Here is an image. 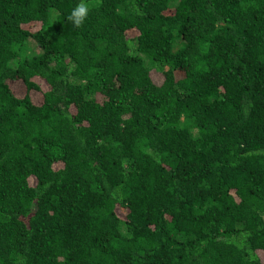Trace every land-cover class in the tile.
I'll return each instance as SVG.
<instances>
[{
  "label": "trees",
  "instance_id": "obj_1",
  "mask_svg": "<svg viewBox=\"0 0 264 264\" xmlns=\"http://www.w3.org/2000/svg\"><path fill=\"white\" fill-rule=\"evenodd\" d=\"M80 2L0 0V264H264V0Z\"/></svg>",
  "mask_w": 264,
  "mask_h": 264
},
{
  "label": "clouds",
  "instance_id": "obj_2",
  "mask_svg": "<svg viewBox=\"0 0 264 264\" xmlns=\"http://www.w3.org/2000/svg\"><path fill=\"white\" fill-rule=\"evenodd\" d=\"M89 14V8L84 0H81L79 4L73 8L68 15L67 19L74 24L76 27H81Z\"/></svg>",
  "mask_w": 264,
  "mask_h": 264
},
{
  "label": "rangeland",
  "instance_id": "obj_3",
  "mask_svg": "<svg viewBox=\"0 0 264 264\" xmlns=\"http://www.w3.org/2000/svg\"><path fill=\"white\" fill-rule=\"evenodd\" d=\"M30 52H37V53L41 52V50L34 41H31ZM158 78L154 76V79H158ZM13 87L15 90L19 91V93H22L23 86L21 83H13Z\"/></svg>",
  "mask_w": 264,
  "mask_h": 264
}]
</instances>
